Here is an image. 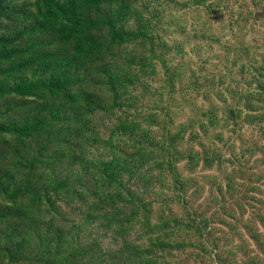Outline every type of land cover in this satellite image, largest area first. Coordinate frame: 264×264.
Masks as SVG:
<instances>
[{"label": "rangeland", "instance_id": "rangeland-1", "mask_svg": "<svg viewBox=\"0 0 264 264\" xmlns=\"http://www.w3.org/2000/svg\"><path fill=\"white\" fill-rule=\"evenodd\" d=\"M103 7L144 37L109 45L106 27L116 84L94 72L80 111L1 160L12 188L37 183L43 200L27 232L2 228L0 243L20 242L36 264H62L59 253L64 264H264V0ZM14 33L0 22V36ZM35 114L0 99L1 127ZM11 138L0 134V153ZM107 164L123 175L114 202Z\"/></svg>", "mask_w": 264, "mask_h": 264}, {"label": "trees", "instance_id": "trees-1", "mask_svg": "<svg viewBox=\"0 0 264 264\" xmlns=\"http://www.w3.org/2000/svg\"><path fill=\"white\" fill-rule=\"evenodd\" d=\"M103 2L34 0L18 5L16 0H0V22H12L15 28L14 34L0 36V99L15 97L29 101L32 111L36 112L31 121L21 122L17 127L0 126L1 135L12 137L7 153H0L3 201L0 204V229L7 228L12 235H23L31 227L34 217L40 214L38 208L43 195L37 183L30 181L17 183L12 188L14 174L5 171L1 160L12 154L18 144L26 145L50 134L55 129L53 122L68 120L80 111L87 94L83 82L94 72V77L103 78L104 83L107 80L112 86L116 84L119 77L113 74L111 63L104 61L108 45L102 36L106 27L111 36L109 45H121L144 37L126 30L125 24L108 19ZM78 85L80 87L76 88ZM113 92L117 99L118 91ZM24 106L17 103L11 108ZM106 168L110 172L106 174L109 184L118 189L116 194L108 196L114 202L120 196L119 189L123 188V175L118 174L112 164H107ZM57 187L60 186L51 190L58 191ZM13 216L16 222L12 220ZM59 254L62 264L71 258L66 253ZM27 263L36 264V261L23 254L20 242H12L9 238L0 243V264Z\"/></svg>", "mask_w": 264, "mask_h": 264}]
</instances>
